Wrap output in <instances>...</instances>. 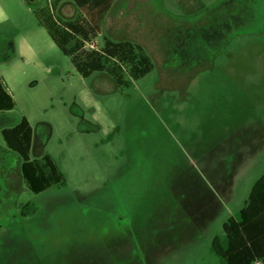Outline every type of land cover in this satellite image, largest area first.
I'll return each mask as SVG.
<instances>
[{"label": "rangeland", "instance_id": "1", "mask_svg": "<svg viewBox=\"0 0 264 264\" xmlns=\"http://www.w3.org/2000/svg\"><path fill=\"white\" fill-rule=\"evenodd\" d=\"M6 1L20 29L36 5L68 36L84 24L70 0ZM207 1L165 20L166 54L124 88L57 45L21 58L0 38L16 101L0 126L26 115L32 156L50 151L67 177L33 191L0 130V264H220L211 241L264 173V0Z\"/></svg>", "mask_w": 264, "mask_h": 264}, {"label": "trees", "instance_id": "2", "mask_svg": "<svg viewBox=\"0 0 264 264\" xmlns=\"http://www.w3.org/2000/svg\"><path fill=\"white\" fill-rule=\"evenodd\" d=\"M35 12L56 44L71 55L84 76L95 71L106 72L120 88H124L155 66L151 54L139 42L107 38L100 46H87L78 36L87 37L92 32L88 26L69 21L65 24L70 31L71 36H68L64 30L53 27L37 9ZM15 105V98L0 73V110L12 109ZM1 131L7 145L22 157L21 169L33 191L67 184L66 174L53 153L44 151L40 156H32L34 128L26 115ZM25 206L29 210L31 206L33 212L37 208L32 201L26 202ZM28 212L23 211V214ZM210 249L220 264H253L260 259L264 262V173L255 180L246 204L224 222L223 233L213 237Z\"/></svg>", "mask_w": 264, "mask_h": 264}, {"label": "crops", "instance_id": "3", "mask_svg": "<svg viewBox=\"0 0 264 264\" xmlns=\"http://www.w3.org/2000/svg\"><path fill=\"white\" fill-rule=\"evenodd\" d=\"M70 1L73 11L80 15L84 24L91 29L92 40L97 45H102L107 38L115 41L131 40L141 43L150 54L155 53L158 56L166 54L163 36V26L166 19L176 20L177 23H180V20H183L184 23H190L198 18V14L203 17L204 15L200 12H205L211 5L207 0ZM54 2L56 5L59 4V0H54ZM9 3L6 0H0V38L4 36L7 37L8 41H11L10 45L13 53L21 58L35 57L45 53V49L57 45L46 26L38 19L36 12L34 14L36 18L31 26L26 30L20 29L19 23L14 20L8 11ZM63 6L61 7L64 8ZM9 23H13L14 27L12 29L8 26ZM87 40L86 43L89 42ZM42 46L45 47L44 50ZM7 56L0 55V60ZM0 73L11 92L6 74L2 68H0ZM8 111L3 110L2 112ZM3 127L5 126H0V130ZM259 177L249 182L246 194L242 195V199H240V209L246 204L250 190ZM253 264H264V262L260 259Z\"/></svg>", "mask_w": 264, "mask_h": 264}]
</instances>
